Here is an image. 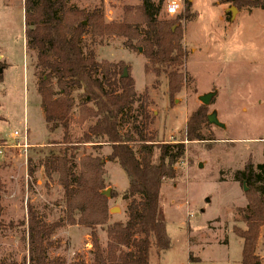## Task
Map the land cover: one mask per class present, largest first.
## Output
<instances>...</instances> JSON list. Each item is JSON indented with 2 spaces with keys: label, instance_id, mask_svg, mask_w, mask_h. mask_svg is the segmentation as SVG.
<instances>
[{
  "label": "rangeland",
  "instance_id": "374dc122",
  "mask_svg": "<svg viewBox=\"0 0 264 264\" xmlns=\"http://www.w3.org/2000/svg\"><path fill=\"white\" fill-rule=\"evenodd\" d=\"M184 1L177 15L183 12ZM190 2L196 19L182 24L183 45L188 51L180 69L186 76L185 83L172 99L166 94L165 78L161 77V83L155 85L157 78L144 71L147 60L142 52L125 48L124 39L91 42L86 36L83 42L95 51L97 62H123L128 66L136 96L145 92L148 96L152 118L149 130L157 133L158 141L182 142L185 146L184 157L174 166L176 177L164 180L160 192L171 247L165 252L151 248L150 264H241L242 240L232 229H246L242 209L251 187L245 180H235L234 175L248 163L254 167L264 165V11L248 6L237 9L229 0ZM71 4L86 11L101 6L107 22H119L122 8L136 5L138 0H73ZM231 7L236 9L234 18L229 12ZM162 16L175 17H167L164 9ZM23 17V0H0V53H7L11 64L0 85V142L14 145L12 133H20L26 121L29 143L34 145L27 166L17 149H5L0 156V203L4 208L1 219L7 226L0 232V260L18 263L28 257L24 228L20 225L26 221L27 207L32 206L47 223L56 222L64 210L57 176L47 181L42 168L45 158L64 152L63 129L50 132L44 122L36 92L39 72L33 68L35 53L25 46ZM2 65L3 73L6 65ZM205 95L214 98L208 106L199 100ZM197 110L205 116L199 129L202 140L186 141L184 128ZM213 114L223 128L207 122L206 117ZM77 116L76 106L68 121L72 144L94 122L79 125L75 121ZM128 128L123 127L122 132ZM96 143L80 145L75 162L88 155L104 160V190L110 189L108 224L124 223L128 201L120 196L112 198L111 192L123 191L127 178L117 163L106 159L110 146ZM132 146L136 151V145ZM30 167L34 169L32 176L28 174ZM113 208L117 211L110 212ZM105 229H96L103 247ZM89 233L90 230L78 226L58 229L51 239L48 258L90 262ZM256 253L264 263V227Z\"/></svg>",
  "mask_w": 264,
  "mask_h": 264
},
{
  "label": "trees",
  "instance_id": "16d2710c",
  "mask_svg": "<svg viewBox=\"0 0 264 264\" xmlns=\"http://www.w3.org/2000/svg\"><path fill=\"white\" fill-rule=\"evenodd\" d=\"M72 1L23 0L25 46L35 53L33 68L39 72L36 92L44 122L50 132L61 127L64 134L62 155H50L42 163L47 181L56 175L57 184L62 188L63 216L47 223L28 206L26 221L20 224L24 228L28 257L21 263L0 260V264H150L151 248L165 252L171 247L160 192L164 180L176 177L174 166L184 157L185 146L182 142L158 141L157 133L149 130L152 118L148 96L146 92L136 96L128 66L123 62H97L95 51L86 48L83 40L86 36L91 42L120 38L124 39L127 49L141 48L147 60L145 73L157 78L155 85L164 77L166 94L172 99L183 88L186 77L180 71L188 58L182 24L195 21L196 14L191 12L190 0L184 1L183 12L174 18L162 16L164 0H138V4L122 8L121 21L107 22L101 6L86 11L73 6ZM232 4L237 9L248 6L264 11V0H235ZM124 69L127 77H123ZM2 82L1 73L0 85ZM76 106V123L94 122L72 144L68 121ZM203 123L205 116L201 110L191 114L183 131L184 139L202 140L199 129ZM125 126L129 128L122 132ZM94 142L110 146L106 159L117 163L127 178L123 191L111 192L112 198L120 196L128 201L124 223L108 224V198L101 194L105 189L104 160L88 155L75 162L78 147ZM132 145H136V151ZM28 174L32 176L34 169L30 167ZM234 178L245 180L251 187L242 209L246 229H232L242 240L241 264H264L256 253L264 227V165L254 167L248 163ZM2 189L0 177V200ZM3 213L0 203V232L7 227L1 219ZM66 226L90 230V262L48 258L55 231ZM104 226L106 244L103 247L96 229Z\"/></svg>",
  "mask_w": 264,
  "mask_h": 264
},
{
  "label": "built area",
  "instance_id": "2783aa9c",
  "mask_svg": "<svg viewBox=\"0 0 264 264\" xmlns=\"http://www.w3.org/2000/svg\"><path fill=\"white\" fill-rule=\"evenodd\" d=\"M163 4L164 13L166 14V16L172 17L180 12V9L182 7V0H165ZM11 138L13 141H15V144L12 146L7 145V142H0V156L5 149H17L20 155L23 157L25 165L27 166L29 152L34 146L29 143L28 129L26 125H24L23 130L20 133L17 131L13 132Z\"/></svg>",
  "mask_w": 264,
  "mask_h": 264
},
{
  "label": "water",
  "instance_id": "95a60500",
  "mask_svg": "<svg viewBox=\"0 0 264 264\" xmlns=\"http://www.w3.org/2000/svg\"><path fill=\"white\" fill-rule=\"evenodd\" d=\"M229 1H230L231 3H233L235 0H229ZM229 12L231 13V17L234 18V15H235V13H236V9L233 8V7H231V8H229ZM138 51L141 53V52H142V49L139 48ZM1 73H2V70L0 69V74H1ZM127 75H128V74H127V70L124 69V70H123V77H127ZM199 100L201 101L202 105H204V106H208V105L211 104V101L213 100V96H212V95L201 96V97L199 98ZM207 121H208V123H210V124H215V125H217L218 127L223 128V125L220 124V123L216 120V116H215V114H213V115H209V116L207 117ZM199 167H201V164H199ZM243 190H244V191L247 190V188L245 187V183H244V182H243ZM101 194H102L104 197L109 198V196H110V189H107V190L102 191ZM115 211H117L116 208H113V209L110 210V212H115Z\"/></svg>",
  "mask_w": 264,
  "mask_h": 264
},
{
  "label": "crops",
  "instance_id": "0c3cea01",
  "mask_svg": "<svg viewBox=\"0 0 264 264\" xmlns=\"http://www.w3.org/2000/svg\"><path fill=\"white\" fill-rule=\"evenodd\" d=\"M9 58L10 57H9V55H7V53H5V54L0 53L1 64L4 63L6 65V66H4L3 73H2L3 81H4L5 73L7 74L11 70L10 69L11 68V64L9 63ZM24 125H26V127H27L26 121L23 123V127H24ZM22 130H23V128H22ZM28 137H29V135H28Z\"/></svg>",
  "mask_w": 264,
  "mask_h": 264
}]
</instances>
